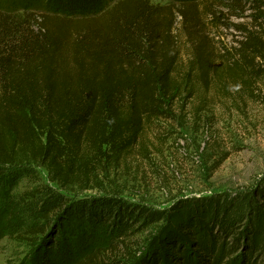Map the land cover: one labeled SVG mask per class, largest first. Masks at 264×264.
<instances>
[{"label": "trees", "instance_id": "1", "mask_svg": "<svg viewBox=\"0 0 264 264\" xmlns=\"http://www.w3.org/2000/svg\"><path fill=\"white\" fill-rule=\"evenodd\" d=\"M177 1L178 9L149 0H40L36 22L18 14L27 0H0V238L33 247L24 264H264V177L246 193L188 198L166 210L60 191L88 190L102 162L129 155L173 103L209 85L218 68L198 26L224 25L213 9L232 16L252 7L260 32L237 26L244 40L220 52L219 66L245 87L261 75L264 0ZM72 9L97 14L59 15ZM183 38L194 44L186 70ZM38 169L58 187L38 184ZM23 178L37 187L13 194ZM148 229L132 252L131 240Z\"/></svg>", "mask_w": 264, "mask_h": 264}, {"label": "rangeland", "instance_id": "2", "mask_svg": "<svg viewBox=\"0 0 264 264\" xmlns=\"http://www.w3.org/2000/svg\"><path fill=\"white\" fill-rule=\"evenodd\" d=\"M39 1L27 0L28 5H22L18 14L35 15L36 22H41L44 10L35 9ZM149 1L153 5H171L176 9L181 4L177 0ZM213 10L223 15L221 23L224 25L213 31L202 19L198 26L201 29L198 38H205L206 52L218 68L209 79V85L205 87L198 83L193 98L184 96L173 103L169 118L153 121L129 155L102 162L88 190L71 185L60 189L61 192L82 197L118 195L151 210H166L175 202L188 198L246 193L262 181L264 58L256 61L261 75L246 87L230 78L224 65L219 66L220 54L224 50L234 52L237 42L244 40L245 35L237 26L260 32L261 21L255 22L256 13L250 6L232 16H228L225 9ZM69 12L59 15L77 19L95 18L97 14L93 10L76 13V9H72ZM181 20L178 15L177 33ZM180 48L181 69L186 70L193 58L194 44L183 38ZM37 178L38 184L58 187L50 184L48 173L43 169L37 170ZM38 184L23 178L16 183L13 194L21 195ZM151 232L148 229L131 240L132 252L143 248ZM32 251L33 247L13 236L0 238V264H24ZM116 257L125 262L128 260L125 253H116Z\"/></svg>", "mask_w": 264, "mask_h": 264}]
</instances>
